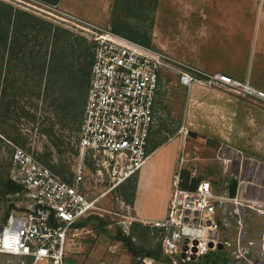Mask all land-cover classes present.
Instances as JSON below:
<instances>
[{
    "label": "rangeland",
    "instance_id": "obj_1",
    "mask_svg": "<svg viewBox=\"0 0 264 264\" xmlns=\"http://www.w3.org/2000/svg\"><path fill=\"white\" fill-rule=\"evenodd\" d=\"M0 1L52 23L59 45L72 42L76 50L88 49L94 55V41L89 38V32L82 28L85 24L106 29H114L115 24L125 25L153 49L191 62L192 66L212 75H227L244 85L250 84L264 91V0H160L153 25V15L144 13V9L137 7L133 0H127L125 4L123 0ZM32 35L35 36L36 32L33 31ZM36 44L30 42L29 50L35 49ZM179 67L174 63L171 69L162 74L149 152L161 146L150 154L141 170L142 180L136 189L135 212L132 205L123 210L121 202L125 201L124 196L130 198L133 186L138 185L140 173L116 191L106 193V183L94 182L97 179L94 174L96 168L91 161H87L91 170L87 185L93 198L105 194L99 202L104 216H98L109 223L110 233L121 228L126 234L133 235L139 246L153 251H158L162 245L161 230L155 226L154 220H163L166 216L173 179L182 158L185 160L183 173L188 174L189 185L194 179L218 178L220 157L227 145L264 160V101L248 94L242 87L215 83L205 87L197 85L195 87L198 89L193 92V87L180 83ZM48 69L41 75L36 63L33 68L29 64L28 70L23 72L19 66L4 65L0 78V102L4 108V103L11 101V106L9 110H1L0 117L2 174H10L11 156L16 148H23L45 162L47 146L51 147V144L41 134L40 128L55 124L62 139L70 141L69 144L65 143V147H74V150L64 151L66 148L63 147L62 152L51 147L54 156L49 165L55 171L73 178L70 172L77 159L75 143L79 134L70 132L65 125L75 128L74 123L79 118L76 119L74 113L70 122H60L57 109L64 105L53 102L56 95L46 99L45 90L42 89L40 98L36 97L38 76L41 75L43 87H46ZM205 91L213 95L223 94L226 103L219 110L207 111L206 107L209 109L211 106L203 104L209 97ZM24 110L30 111L32 116ZM184 124L188 125V129L182 130ZM13 195L0 197V226L12 205L15 209H23L25 205ZM140 212L141 216L152 221L140 220L135 214ZM124 213L133 218L129 217L128 220ZM259 222V217L251 220L255 233L259 229ZM110 233L95 231L90 226L72 231L67 241L68 257L75 264H171L149 257L139 260L122 243L115 241ZM212 252L219 254L222 261L230 262L228 244L221 251ZM213 257L209 260L201 257L191 262L177 256L169 258L175 263L211 264ZM23 261L20 256L0 253V264H22ZM37 264L50 263L44 260Z\"/></svg>",
    "mask_w": 264,
    "mask_h": 264
},
{
    "label": "built area",
    "instance_id": "obj_2",
    "mask_svg": "<svg viewBox=\"0 0 264 264\" xmlns=\"http://www.w3.org/2000/svg\"><path fill=\"white\" fill-rule=\"evenodd\" d=\"M82 28L94 41V60L72 182L23 148H16L11 156L10 178L23 187L22 193L13 196L25 205L15 209L0 230V253L20 256L22 264L27 258H32L31 264L44 260L75 264L66 251L69 234L81 229L76 227L80 220L104 216L99 202L105 194L95 198L90 194L87 161L96 168L94 182L106 183V193L116 191L140 172L149 157L162 74L174 63L180 65V83L186 87L213 83L242 87L264 101V91L250 84L176 63L168 53L111 28L88 23ZM185 129L186 124L182 126ZM220 159L218 178L202 179L194 189L182 186L185 160L181 159L166 216L154 222L161 230L163 252L193 261L228 244L231 253L227 264H264V160L232 146L224 148ZM235 175V194L231 196ZM121 204L123 210L130 208L125 201ZM254 217L260 218L256 233L251 226Z\"/></svg>",
    "mask_w": 264,
    "mask_h": 264
},
{
    "label": "trees",
    "instance_id": "obj_3",
    "mask_svg": "<svg viewBox=\"0 0 264 264\" xmlns=\"http://www.w3.org/2000/svg\"><path fill=\"white\" fill-rule=\"evenodd\" d=\"M126 1L127 0H123L124 4ZM133 2L137 7L143 8L144 13L153 15V25L154 20L156 19L159 0H133ZM111 30L130 40L148 47H152L148 42H143L134 33H131L128 26H118V24H115L114 29L111 27ZM33 31L36 32L35 36L32 35ZM55 32L56 28L52 23L40 19L39 17L26 11L17 9L8 3L0 1V78L4 65L8 66V64H10V67L19 66V68L23 72L28 70L29 64L33 68L34 64L36 63L37 69L39 70L41 75L44 74L46 68H49L47 71L48 85L46 87H43V80L40 78L41 75L38 76L35 85L37 89L36 97L40 98L42 89L45 90L46 99H51L54 95H56V98L53 97L52 99L53 102H59L64 105H60V107H58L57 109L59 111L58 113L60 114L58 116L60 122H70L73 114L76 113V119L79 118V121L73 119L76 120V122L74 123L75 128H70L69 124L65 125V127L70 129V132L76 131L78 133L81 127L83 119L82 115H84L83 111L85 109V104L88 96L94 55L92 54V52H89L88 49L76 50L72 42L66 41L64 45H59ZM32 41L37 43L35 45L37 49L33 48L29 50V44ZM6 59H8V61H6ZM11 70L12 69L10 68V71ZM4 105L5 106L3 108L0 102V117L1 110L10 109L11 101L4 103ZM24 112L28 115H31L30 111L24 110ZM40 132L48 138V141L51 144L50 146L58 151H62L63 147H65L66 144L70 143V141L65 142L62 139L61 135L55 128V124L41 127ZM3 134L5 135V133ZM75 144L76 146H78V138ZM160 146L161 145H158L152 148L150 152L148 149V154L150 155ZM51 147L47 146L48 151L45 154V162H43L37 156H35V158L44 165L50 167L62 179L68 182H72L73 178H68L67 174L64 175V172L55 171L54 168L49 165L51 158L54 156V151H52ZM69 150L73 151L74 147H72V149L67 147L64 151ZM70 173L73 177V171ZM188 177L189 176L187 173H183L184 182L182 183V186L184 188L194 189L198 184L199 179H194L192 181V184L189 185V183L187 182ZM136 189L137 184L133 186L130 198L124 196V200L130 205H133L135 201ZM22 192L23 187L19 183L13 181L10 178L9 173H0V197L5 198L8 195ZM13 209H15V207L12 205L11 209L7 211L3 219V225L6 223ZM108 224L109 223L105 219L99 217L98 215H91L86 219L80 220L76 224V227L83 228L85 226H90L91 229L95 231L110 233V231L108 230ZM3 225L0 226V230L2 229ZM110 236L115 241L122 243L123 246L129 251V253H131L139 260L149 257L164 263L191 264L189 263L191 261L187 263H175V261H172L169 256H164L162 245L158 251L149 250L139 246L134 240L135 237L131 234H126L122 231L121 228H116L110 233ZM203 257L206 259L213 257V261L211 262V264H220L222 262V257L217 253H208ZM31 262L32 258H27L26 264H31ZM132 264L143 263L134 262Z\"/></svg>",
    "mask_w": 264,
    "mask_h": 264
},
{
    "label": "crops",
    "instance_id": "obj_4",
    "mask_svg": "<svg viewBox=\"0 0 264 264\" xmlns=\"http://www.w3.org/2000/svg\"><path fill=\"white\" fill-rule=\"evenodd\" d=\"M159 5H160V0H159V3H158V8H157V11H158V9H159ZM192 6V5H191ZM156 14H157V12H156ZM170 56L174 59V61L176 62V63H182V64H189V65H192V64H190L188 61H184V60H182V59H180V58H178V57H175L174 55H172V54H170ZM202 70H204V69H202ZM197 85H200V84H194L192 87H193V92L194 91H196V89H198L197 87H195V86H197ZM200 86H203V85H200ZM191 87V88H192ZM205 87V86H204ZM206 89V88H205ZM205 94H208L209 95V97H208V99H205L203 102H205V103H203V104H206V103H208V104H206V105H208V106H211L209 109L206 107V109H207V111H214V109L215 110H219V108H222L223 107V105L226 103V101H225V99L223 98L224 96H223V94H219V93H214L215 95H213V93L212 94H210V93H207V91H205L204 92ZM197 101H199V99H198V97H197ZM210 104V105H209ZM221 111V110H220ZM223 116V115H222ZM190 125H191V123H189ZM227 146H230V145H227ZM150 158V155H149V157H148V159ZM148 159H147V161H148ZM147 161H146V163L144 164V166L147 164ZM143 166V167H144ZM142 167V168H143ZM142 170V169H141ZM141 170H140V180H139V182H138V187L137 188H139L140 187V185H141V180H142V178H141ZM132 207H133V210H134V212L136 211V205H135V201H134V203H133V205H132ZM136 214V216L137 217H140V220H143L144 221V219H146V220H148V221H152V220H149L148 218H146V217H144V216H141L142 215V213L140 212L138 215H137V213H135ZM165 215H166V212H165ZM154 221H160V220H154Z\"/></svg>",
    "mask_w": 264,
    "mask_h": 264
},
{
    "label": "water",
    "instance_id": "obj_5",
    "mask_svg": "<svg viewBox=\"0 0 264 264\" xmlns=\"http://www.w3.org/2000/svg\"><path fill=\"white\" fill-rule=\"evenodd\" d=\"M236 181H237V175H235V177H234V179L232 181V184L230 185V194H231V196H234V194H235ZM221 248H222V245H220V249ZM183 257L185 258L186 255H183ZM220 264H227V263L225 261H222Z\"/></svg>",
    "mask_w": 264,
    "mask_h": 264
}]
</instances>
